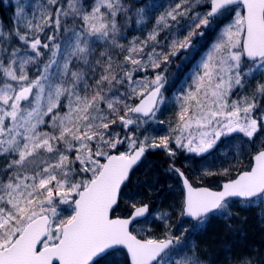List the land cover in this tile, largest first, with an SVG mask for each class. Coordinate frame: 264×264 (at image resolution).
Masks as SVG:
<instances>
[{"label":"snow or ice","instance_id":"6c2138e0","mask_svg":"<svg viewBox=\"0 0 264 264\" xmlns=\"http://www.w3.org/2000/svg\"><path fill=\"white\" fill-rule=\"evenodd\" d=\"M6 20L0 264H211L187 234L234 218V202L264 205V0H16ZM169 95L175 127L157 137L144 126L164 123ZM157 148L182 183L179 234L175 209L147 202ZM177 150L211 158L196 179L217 189L194 186ZM150 217L159 234L138 230Z\"/></svg>","mask_w":264,"mask_h":264},{"label":"rangeland","instance_id":"374dc122","mask_svg":"<svg viewBox=\"0 0 264 264\" xmlns=\"http://www.w3.org/2000/svg\"><path fill=\"white\" fill-rule=\"evenodd\" d=\"M22 2L30 7L33 3L38 2V0H22ZM158 2L162 5L166 4V0H158ZM11 3L13 6L12 7L13 11H14V5L16 3V0H11ZM168 6H170L169 3L165 5V7H168ZM161 11H163V8L161 9ZM149 30H150V26L145 27L143 33H141L140 31L139 35H136V37H140V38L142 37V39H144L147 36V33ZM145 74L147 73H140L139 75L143 76ZM240 94L243 95L244 92H241ZM235 98L236 97H233V99ZM169 101L170 103L167 106H165L160 113H158V121H163L164 123L157 122V123L144 126L149 133H152L157 137L172 134L171 128L175 127L176 113L178 112L179 109L175 105L174 99L171 95H169ZM170 146L172 148H175L174 143L171 144ZM155 152H158V153L155 154ZM149 153H150V156H147L146 164L148 165L151 172H153L157 176L159 182L156 184L155 190L149 194L150 199L147 202H150L154 209L159 208V209H162L164 211H169V212H172V210L175 209V215L172 216L170 223L174 226L173 231L179 234L180 231L182 230V227L186 225L185 223H181L180 219L182 218L179 216V208L177 207V205L179 204L180 198H181L180 187L178 186V183L176 182L177 178L173 175L172 172L168 171V166L172 162L171 158L168 157L166 151L162 148L152 149L149 151ZM154 154L155 156L161 157L162 160L160 162H157L156 159H154L152 156ZM198 159H199L198 157H193L187 153H182L180 150H177V156L175 157V163L176 165H177V162L178 164L179 163L182 164V165L179 164L180 165L179 167L183 171H185L187 176L190 178V180L194 184L207 185L209 187L214 186L213 188H217L218 179H219L217 177H205L203 180L196 179V177L199 175L200 168L202 166L203 167L212 166L211 158L204 165L196 164L195 161ZM0 163H2V161H0ZM245 163H247L246 160H245ZM216 167H219L218 162L216 163ZM159 193H163V199H162L163 202L167 200L171 201V199H173L174 203H171L170 205L168 204L167 206L169 207H165V205L162 203V200H160L159 198L160 197ZM62 207L67 209V206H62ZM231 210L234 216H236L237 212L242 209L237 202H234ZM243 211L248 215H252V217L256 216L255 217L256 220L264 219V216L261 215V212L264 211V205L249 207V208H246V210L244 209ZM64 214L65 215L69 214V211L66 210ZM152 220H153V217H150L149 222L147 224L138 225L137 226L138 230L142 227L145 230L152 232L153 234H159L163 230V222L160 221L159 219H155V222H152ZM226 221H230V219H225L222 217H212L207 223V226L202 230H206L207 228H210L211 226H215L219 223L225 224L224 222ZM177 223L179 224L181 223V225H177ZM193 235L194 233L187 234L189 246H197L196 244L197 240L193 237ZM199 254L202 257H206L207 261L211 262V260L207 257L206 253L203 250L199 249ZM253 262L254 264H264V254H260V256H258V259ZM230 264H237V257H235L232 261H230Z\"/></svg>","mask_w":264,"mask_h":264},{"label":"trees","instance_id":"16d2710c","mask_svg":"<svg viewBox=\"0 0 264 264\" xmlns=\"http://www.w3.org/2000/svg\"><path fill=\"white\" fill-rule=\"evenodd\" d=\"M174 2L175 0H166L164 7L168 3L171 5ZM8 4L12 5L11 0H8ZM8 4L5 3V0H0V18H5V22H8L6 18L12 17L14 13L13 6L9 7ZM139 32V30L133 31L131 35H128V40H131L133 36L139 35ZM122 43H127V41H122ZM176 63H179V60ZM175 70L173 66L171 71L174 72ZM147 74L151 76L152 71L149 69ZM155 154L152 155L153 158L157 162H160L162 158L155 156ZM148 156H150L149 152ZM159 194V198L162 200L163 193ZM162 203L165 207H169L167 205L174 203V200L171 199V201L167 200L165 202L162 200ZM237 203L242 209L237 212L236 216L239 218H235L236 216H234L230 221L224 222L225 224L219 223L193 235L197 240V246L206 253L207 257L211 260V264H230V261L235 257H237V264L243 259L256 261L260 254H264V219L256 220V216L252 217V215L246 214L243 211L246 208L240 202L237 201ZM180 221L181 223H185L183 219H180ZM181 223H177V225H181Z\"/></svg>","mask_w":264,"mask_h":264},{"label":"flooded vegetation","instance_id":"af4514ba","mask_svg":"<svg viewBox=\"0 0 264 264\" xmlns=\"http://www.w3.org/2000/svg\"><path fill=\"white\" fill-rule=\"evenodd\" d=\"M177 164H178V162H177ZM179 164H181V163H179ZM179 164H178L176 167H179V166H180ZM181 165H182V164H181ZM174 175L176 176V174H175V173H174ZM186 175H187V174H186ZM180 190H181V189H180Z\"/></svg>","mask_w":264,"mask_h":264},{"label":"water","instance_id":"95a60500","mask_svg":"<svg viewBox=\"0 0 264 264\" xmlns=\"http://www.w3.org/2000/svg\"><path fill=\"white\" fill-rule=\"evenodd\" d=\"M182 184V183H181ZM213 190H215V189H213Z\"/></svg>","mask_w":264,"mask_h":264}]
</instances>
